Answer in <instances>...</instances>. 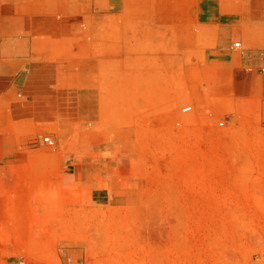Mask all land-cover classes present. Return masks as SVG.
Returning <instances> with one entry per match:
<instances>
[{"label": "rangeland", "instance_id": "obj_1", "mask_svg": "<svg viewBox=\"0 0 264 264\" xmlns=\"http://www.w3.org/2000/svg\"><path fill=\"white\" fill-rule=\"evenodd\" d=\"M241 12L264 25V0ZM237 43L119 79L107 107L141 118L133 199L0 207V264H264V52Z\"/></svg>", "mask_w": 264, "mask_h": 264}, {"label": "crops", "instance_id": "obj_2", "mask_svg": "<svg viewBox=\"0 0 264 264\" xmlns=\"http://www.w3.org/2000/svg\"><path fill=\"white\" fill-rule=\"evenodd\" d=\"M229 1L0 0V207L45 192L133 199L141 118L134 107L118 115L105 97L119 79L198 49L213 55L237 39L264 52V25L243 22L241 0Z\"/></svg>", "mask_w": 264, "mask_h": 264}, {"label": "built area", "instance_id": "obj_3", "mask_svg": "<svg viewBox=\"0 0 264 264\" xmlns=\"http://www.w3.org/2000/svg\"><path fill=\"white\" fill-rule=\"evenodd\" d=\"M240 43H237V46H239ZM192 110V106H187L183 109L184 112H189ZM224 122H219V126H223ZM44 143H47L49 146H54L55 143L50 137H44L43 139Z\"/></svg>", "mask_w": 264, "mask_h": 264}]
</instances>
